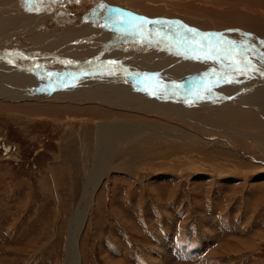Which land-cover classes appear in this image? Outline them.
I'll list each match as a JSON object with an SVG mask.
<instances>
[{"label":"rangeland","instance_id":"obj_1","mask_svg":"<svg viewBox=\"0 0 264 264\" xmlns=\"http://www.w3.org/2000/svg\"><path fill=\"white\" fill-rule=\"evenodd\" d=\"M68 1L45 5L33 0L39 5V10L30 11V3L22 0L24 6L20 10L42 19L61 17L73 27L77 20L81 28L94 24L96 32H102L100 35L90 32L94 37L111 34L115 29L112 27L118 17L105 10L102 3L116 5V1L95 0V4L88 7L82 4L75 8L67 6ZM133 1L137 0L130 1L135 4ZM171 1L179 5L178 8L162 11L163 3L155 6L147 1L144 7L152 6L142 11L140 2L135 5L140 6L136 8L141 14L155 20L152 22L163 23L167 21L165 18H170L167 22L178 26L173 24L174 21L182 23L189 19L180 26L187 28L189 24L188 28L228 39L235 37L241 40L246 34L255 38L248 30L250 27L246 29L239 18L233 19L228 14L232 17L228 22L231 18L227 13L220 11L210 0L201 5L194 0L167 2L171 5ZM155 7H159L158 10ZM94 12L99 13L97 17H94ZM173 12L175 14L172 15ZM178 15H183V19ZM210 15L214 18H208ZM230 23H233V28H229ZM126 26L132 29L130 23ZM263 35L256 38L264 42ZM79 46L75 49L78 54L79 50L89 51L91 48L84 42ZM99 56L101 60L102 56ZM49 100L52 99L42 104L32 99L16 101L17 108L24 104L22 109H17L9 108L11 103L0 97V264H69L70 223L87 206L89 212L76 241L78 264H264V145L257 140L251 141L262 148L256 146L245 156L235 149L241 160L258 168L257 173H251L249 177L245 174L223 176L213 173L212 168L216 167L242 172V166H237L235 159L228 158L226 163H208L215 148L200 145V148L187 150L194 153L193 157L176 154L162 159L159 154L164 150L159 146L155 151L158 152L157 159V156L150 155L151 151L143 155L135 145L127 146L126 135L119 136L118 143L111 149L108 166L94 168L97 151L94 133L99 124L89 123L93 126L90 132L94 133L88 139L80 135V126L95 115L93 106L85 100L81 105H73L79 109L77 116L73 118L75 120L65 122L62 119L64 113L58 114L60 120L53 115L39 118L41 116L29 114L31 111L63 110L66 107L63 101ZM84 107L93 115H82ZM153 113H135L140 118L134 117L132 121L149 119L147 122L143 120L146 126L150 125L148 128H157V124L162 128L167 125L182 130V121L179 123L174 119L176 123H173L167 113ZM104 119L111 123L107 120L112 118ZM114 128L117 132L122 131L119 124ZM224 128L232 130V127ZM253 133L256 137L260 135ZM251 137L249 134V140ZM196 138L206 141L197 135ZM186 140L188 138L177 142L186 144ZM227 142H223L224 147L220 145L218 156L228 153L227 149L231 150ZM132 153L136 159L142 156L141 159L129 162ZM176 156L180 158L176 160ZM161 159L166 161L162 164L164 168L160 167ZM240 159L237 160L242 162ZM227 160L234 164L233 167ZM223 247L224 253L219 251Z\"/></svg>","mask_w":264,"mask_h":264},{"label":"bare ground","instance_id":"obj_2","mask_svg":"<svg viewBox=\"0 0 264 264\" xmlns=\"http://www.w3.org/2000/svg\"><path fill=\"white\" fill-rule=\"evenodd\" d=\"M66 1L68 0H42L40 3L52 5L56 2ZM112 1H116V3L112 2L116 5H108L104 2L102 4L105 10L114 14L112 16L117 15L118 19L116 18L112 27L115 29H112L111 34L94 37V33H90L97 31L94 24L81 28L77 20L73 27L69 25V22H64L61 17L42 19L38 16L34 17L32 14L23 13L20 10V7L24 6L22 0H0V97L6 98L7 102L11 103L9 108H17L16 101L27 99H32L38 104L45 103L48 99H52L49 101H63V104L66 103L63 110H43L34 113L30 110L29 114L41 116L39 118L44 115L48 117L53 115L57 120H60L61 116L58 114L64 113L62 119L65 122L75 120L73 118L77 116L76 112L79 109L73 105H81L84 100L88 101L89 105L93 106L95 115L88 123L80 126V135L88 139L94 133L90 132V128L93 126L89 123L97 122L96 126L99 124L94 133V142L97 148L96 158L93 162L94 168L108 166L111 149L118 143L119 136L126 135L125 144L129 147L135 145L143 152V155L151 151L150 155L156 157L158 152L155 151L161 146L164 153L159 154V157L162 159L176 154H185L189 158V155L192 156L194 153L187 151L188 149L200 148V145H203L207 148H215L209 155L211 161L208 163L216 164L224 161L226 163V159L230 158L236 160L237 166L238 164L242 166V172H239V169H237L238 172H234L232 168H229L230 171L228 168L216 167L212 168L213 173L223 176L245 174L247 177L251 173L254 174L258 168L250 165L247 161L246 163L244 159L241 160L236 153H242L245 156L246 152L250 149L253 150L256 146L262 148V146L252 143L253 140L264 145V59H261L264 57V42L256 38L258 36L260 38L264 32V0H210L214 6L221 9L220 11L226 12L227 15L230 14L233 19L234 17L239 18L246 29L250 27L248 30L255 35V38L246 34L245 37L241 35L244 38L241 40L235 37L228 39L225 36L221 37L222 35H210L196 31L198 34L207 35L213 44L217 43V37L222 41L235 42L236 51L245 55L251 64V70L246 75L230 73V69L227 67L229 61L222 63L213 59L199 60L193 58L191 52L185 54L183 44L190 43L192 38L190 33L185 32L186 28L181 27L180 24H185L189 19L183 20L182 23L174 21L173 24H179L178 26L171 25L170 22L169 24L167 21L170 18H165L166 22L162 20L163 23L146 24L143 26V37L140 36L139 31H135L133 28L127 29L126 25L132 17L144 18L151 22L154 20L141 14L140 10L136 8L141 6L143 11V9L148 10L152 6V4H148L149 7H144V2L148 1L155 6H157L156 3H163L160 7L161 10L170 11V9L179 6L172 3L173 1L171 3L175 7L170 5L168 0H137L140 2V6L135 5L137 1H133L135 4L130 2L132 0ZM195 1L201 5L209 0ZM76 3L80 4L76 6ZM82 4L88 7L95 4V0H78V2L72 0L66 3L67 6H74L73 8ZM184 5L186 4L184 3ZM196 6L194 5V7ZM211 6L213 7V5ZM32 7L39 8V5L33 2L30 3L29 9ZM155 8L158 10L159 7ZM133 10L136 12L133 13ZM209 11L208 9L207 12ZM216 13L218 15V12ZM98 14L94 12V17H97ZM181 16L183 19V15ZM231 16H229L231 19L228 22L232 21ZM210 17L214 18L211 15L208 18ZM117 21H119V25ZM240 25L242 26V24ZM149 28L153 31H148ZM155 28L158 30H154ZM229 28H233V23H230ZM102 31L105 30L102 29ZM203 32L206 31L203 30ZM226 32L229 33V31ZM185 36L188 37L187 42L182 41V37ZM198 39L199 37H197ZM83 42L91 46L90 50H79L80 54L76 53V46L81 47L79 45ZM241 44L246 47L240 49ZM200 46L206 49L208 41H201ZM99 54L102 56L101 60ZM88 55L91 56L84 58ZM228 79L232 82H226ZM174 85L179 87L174 88ZM209 85L211 92L205 93L204 88ZM197 91L201 92L204 96L203 99H196ZM150 92L151 95H149ZM186 100H191L192 103L189 104ZM20 104L22 103L20 102ZM23 106L24 104L17 109H22ZM158 112L167 113L171 121L174 119L179 123L182 121L183 124L180 123L182 130L178 127L170 126V128L167 125L162 128V125L160 127L157 124H155L157 128L154 125V128H148L147 126L150 125L146 126L143 120L147 122L149 119L147 121L145 119L132 121L134 117H139L137 114L153 113L155 115ZM84 114H87V117L93 115L85 107L82 108V115ZM154 115L152 116L154 117ZM66 116L68 118H65ZM104 117L112 118L107 120L111 123L105 122ZM160 117L163 116L158 118ZM118 124L122 127L121 132H117L114 128ZM224 127H232V130L226 131L228 129ZM253 132L260 135L256 137ZM249 134L252 136L251 140L248 138ZM196 135L206 141L202 142L196 138ZM182 138H188L186 144L177 142ZM224 141L230 143L231 150L226 148L228 153L218 156L221 153L220 145H223ZM179 158L176 156L175 159ZM138 159L132 153L129 162ZM162 159L159 162L161 163L160 167L166 162ZM227 161L229 162V160ZM115 170L119 171L116 167ZM53 175L55 174L53 173ZM98 182L99 180L96 184ZM131 186L133 185L131 184ZM133 187H130V190ZM237 188L236 192L239 191V187ZM88 207L71 220L67 243L69 264H78L76 241L87 218ZM90 208L89 210H91ZM222 249L219 248V251L224 253V247Z\"/></svg>","mask_w":264,"mask_h":264},{"label":"snow or ice","instance_id":"obj_3","mask_svg":"<svg viewBox=\"0 0 264 264\" xmlns=\"http://www.w3.org/2000/svg\"><path fill=\"white\" fill-rule=\"evenodd\" d=\"M27 2L32 3L33 0H27ZM37 2L38 3L42 2V0H37ZM29 10L38 11L39 9L38 7H36V8H30ZM128 23L132 25L133 30L139 31L140 36L143 37L144 36L143 26L153 22L148 21L144 18L132 17ZM117 24L119 25V21H117ZM185 32L190 33L192 38L190 43L183 44L185 48V54H187V52H191L193 54V58L199 60L213 59L222 63L224 61H229L227 67L230 69V73H239L241 75H246L247 72L251 70V64L247 60V57L236 51L237 46L235 45V42L222 41L221 38L217 37V43L213 44L207 35L198 34L194 29L186 28ZM197 37H199L198 40ZM182 41L187 42L188 37L187 36L182 37ZM201 41H208V46L206 49L201 48L200 46ZM239 47L240 49H243L246 46L244 44H241ZM261 59H264V57H261ZM109 63H115V62H109ZM213 75L216 74L213 73ZM226 82L231 83L232 80L228 79ZM173 87L176 88L179 86L174 85ZM204 92L210 93L211 86L210 85L206 86L204 88ZM151 94L152 93L150 92L149 95ZM203 98L204 96L201 94V92L197 91L196 99H203ZM186 102H188L189 104L192 103L191 100H186Z\"/></svg>","mask_w":264,"mask_h":264}]
</instances>
